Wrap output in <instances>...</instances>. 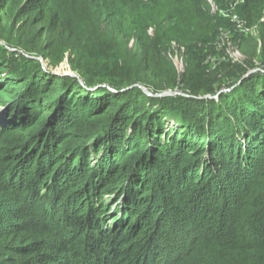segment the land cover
Here are the masks:
<instances>
[{"label": "trees", "instance_id": "obj_1", "mask_svg": "<svg viewBox=\"0 0 264 264\" xmlns=\"http://www.w3.org/2000/svg\"><path fill=\"white\" fill-rule=\"evenodd\" d=\"M119 2L0 0V264H264V0L182 70Z\"/></svg>", "mask_w": 264, "mask_h": 264}, {"label": "rangeland", "instance_id": "obj_2", "mask_svg": "<svg viewBox=\"0 0 264 264\" xmlns=\"http://www.w3.org/2000/svg\"><path fill=\"white\" fill-rule=\"evenodd\" d=\"M119 1L124 15V26L130 34L122 42L113 41L114 51L118 56L132 59L135 38L141 39V42L146 44L170 41V46L176 50L172 60L179 70L184 69V49L181 52L174 39L187 36L185 30L190 25H196L195 36L199 37L198 29L204 31L219 15L228 16L233 20L234 7L243 2V0H199L197 8H192L180 0H140L134 4L129 0ZM238 24L237 22V26ZM245 25L246 23L242 24L238 29L242 33L248 30L253 37H258L256 27L247 29ZM222 34H225V31Z\"/></svg>", "mask_w": 264, "mask_h": 264}, {"label": "built area", "instance_id": "obj_3", "mask_svg": "<svg viewBox=\"0 0 264 264\" xmlns=\"http://www.w3.org/2000/svg\"><path fill=\"white\" fill-rule=\"evenodd\" d=\"M233 21L236 23L237 26V22L239 23L237 27L241 28V25L245 23L244 20L238 18L236 15H233Z\"/></svg>", "mask_w": 264, "mask_h": 264}, {"label": "water", "instance_id": "obj_4", "mask_svg": "<svg viewBox=\"0 0 264 264\" xmlns=\"http://www.w3.org/2000/svg\"><path fill=\"white\" fill-rule=\"evenodd\" d=\"M64 74H71L70 72H64ZM145 92H146V89L145 88H142Z\"/></svg>", "mask_w": 264, "mask_h": 264}]
</instances>
